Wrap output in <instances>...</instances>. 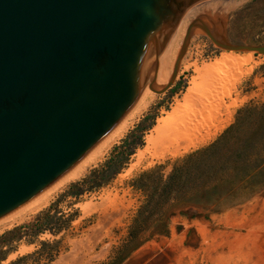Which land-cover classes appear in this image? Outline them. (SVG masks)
<instances>
[{
  "label": "rangeland",
  "instance_id": "obj_1",
  "mask_svg": "<svg viewBox=\"0 0 264 264\" xmlns=\"http://www.w3.org/2000/svg\"><path fill=\"white\" fill-rule=\"evenodd\" d=\"M205 13L222 18L230 42L264 44V0H235ZM225 51L193 27L173 81L163 91L153 90L123 135L81 175L59 187L47 204L0 229L1 234L22 224L34 228L27 224L44 209L52 215L50 227L61 228L57 233H21L5 261L27 254L23 264H111L127 248L118 264H264V53L252 50L247 61L232 63L222 58ZM186 58L210 69H182ZM190 77L194 84L186 93ZM225 129L219 159L211 155L207 163L221 166L223 187L234 185L230 191L212 205H170L166 228H156L155 221L129 240V225L144 200L133 180L153 168L166 176L174 163L211 144ZM110 157L121 161L109 180L77 196L68 193L71 184ZM249 167L253 170L244 177Z\"/></svg>",
  "mask_w": 264,
  "mask_h": 264
},
{
  "label": "water",
  "instance_id": "obj_2",
  "mask_svg": "<svg viewBox=\"0 0 264 264\" xmlns=\"http://www.w3.org/2000/svg\"><path fill=\"white\" fill-rule=\"evenodd\" d=\"M199 1L0 0V219L89 154L145 84L165 90L193 27L219 48L264 53L230 42L220 16H197L156 88L157 57Z\"/></svg>",
  "mask_w": 264,
  "mask_h": 264
},
{
  "label": "trees",
  "instance_id": "obj_3",
  "mask_svg": "<svg viewBox=\"0 0 264 264\" xmlns=\"http://www.w3.org/2000/svg\"><path fill=\"white\" fill-rule=\"evenodd\" d=\"M227 131L228 129H225L219 138L211 144L187 154L179 162L174 163L166 176L163 177L158 168H153L142 172L133 180V186L142 191L144 200L138 207L129 225V240L134 239L138 231L155 221L157 223L156 228H166L164 218L166 209L170 205L179 203H195L205 206L212 205L222 195L230 191L234 185L223 187L221 166L218 163L215 166H210L207 163L208 156L213 155L219 159L217 148L220 140ZM128 144L125 145L126 150H129L127 148L129 147L127 146ZM119 159L110 157L100 166L91 169L89 174L71 184V190L68 193L77 196L84 190L97 188L113 176L116 172L118 162L121 161ZM252 170L253 167L245 170L244 177H248L249 172ZM182 212L184 213L185 211L183 210ZM40 216H43V220L39 222ZM51 218L52 215L48 213L47 209H44L36 214L33 222L27 224L34 228H23L26 225L22 224L2 232L0 234V264H23L24 262L22 260L27 254L19 255L9 261H5L7 254L15 248L16 242L21 238V233L32 231L36 235L45 229L51 233H57L61 228L50 227ZM4 240L7 243L5 248H3ZM39 243L42 245L45 241L40 240ZM128 250L127 248H123L111 264L113 262L114 264H118L127 255Z\"/></svg>",
  "mask_w": 264,
  "mask_h": 264
},
{
  "label": "bare ground",
  "instance_id": "obj_4",
  "mask_svg": "<svg viewBox=\"0 0 264 264\" xmlns=\"http://www.w3.org/2000/svg\"><path fill=\"white\" fill-rule=\"evenodd\" d=\"M210 1V2H209ZM205 4L195 3L190 6L186 12L181 16L178 21L176 27L174 28L170 38L166 42L165 46L161 50L159 56L156 60V86L164 85L171 74L173 60L175 55L177 54V49L179 48V43L182 37V34L185 30V26L188 21L192 20L197 16H205V11L209 8L212 10L220 11L223 10L228 5L233 4L235 0H209ZM216 16V15H213ZM215 28L218 30L219 26L216 24ZM252 50H248L246 56L237 55L234 51L229 50L225 51L221 54L222 58L229 62H245L247 61L249 54ZM185 56V55H184ZM185 58V57H184ZM182 69H188L193 67L192 69L195 71L210 69L209 64H202L198 66L195 61H191L189 59H183ZM193 65V66H189ZM181 70L178 71L180 73ZM177 73V74H178ZM209 72H207L208 74ZM160 78H165L164 80H159ZM188 85L185 87L186 93H190L192 90V85L194 84V77H190L187 80ZM154 91L145 84L140 96L130 105L127 111L122 115V117L114 124V126L109 130V132L102 138V140L94 147V149L87 154L82 160H80L76 165H74L70 170H68L65 174H63L59 179H57L50 186L45 188L43 191L38 193L36 196L31 198L29 201L24 203L19 208L15 209L5 217L0 219V229L7 228L14 223H18L20 220L24 219L30 213L36 211L40 207L44 206L48 203L56 190L59 187L64 186L69 181L81 175L87 168L89 164L95 162V160L99 159L100 156L110 147L113 142H116L119 137L123 135V133L128 129L133 120L139 115V113L148 105L151 99L154 96Z\"/></svg>",
  "mask_w": 264,
  "mask_h": 264
}]
</instances>
